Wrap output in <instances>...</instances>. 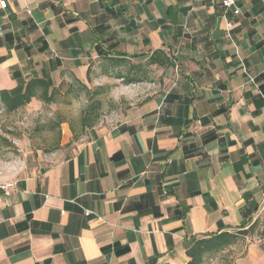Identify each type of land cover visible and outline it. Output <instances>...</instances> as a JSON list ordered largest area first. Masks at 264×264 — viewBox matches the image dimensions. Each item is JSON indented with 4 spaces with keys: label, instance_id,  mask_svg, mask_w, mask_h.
Masks as SVG:
<instances>
[{
    "label": "crops",
    "instance_id": "crops-1",
    "mask_svg": "<svg viewBox=\"0 0 264 264\" xmlns=\"http://www.w3.org/2000/svg\"><path fill=\"white\" fill-rule=\"evenodd\" d=\"M4 1L0 91L112 89L117 74L152 87L91 128L59 116L17 140L14 118L52 105L0 104V182L14 185L0 193V264H187L194 237L264 228V0H234L237 15L223 0ZM157 50L168 68L148 65ZM243 242L204 264H264V236Z\"/></svg>",
    "mask_w": 264,
    "mask_h": 264
},
{
    "label": "trees",
    "instance_id": "trees-1",
    "mask_svg": "<svg viewBox=\"0 0 264 264\" xmlns=\"http://www.w3.org/2000/svg\"><path fill=\"white\" fill-rule=\"evenodd\" d=\"M114 63L119 65L121 59H111ZM148 65H156L160 68H168L171 65V58L162 50L154 51L148 60ZM133 68V67H132ZM120 77L116 75V79H123L124 85L138 84L146 81V77ZM67 89L64 94H74L76 99L85 98L87 104L85 109L79 115L80 128H91L100 118V103L93 101L94 98L103 92L106 93L108 89L101 86L93 90H89L84 84L74 78H70ZM66 83L63 81L58 87H52L50 81L45 78L30 79L23 88L15 89L13 91H0V104L6 113H12L19 109L26 107L33 99L39 100L44 106H51L55 104V96L59 95ZM61 121H50L41 126V129L50 128L54 129ZM46 126V127H45ZM40 126L36 125L34 130L38 132ZM72 130V127H71ZM74 138V137H73ZM251 219L245 221L241 226L232 232L218 231L214 234H204L194 237L192 244L187 247L186 255L189 258L187 264H204L205 261L213 259L217 254L223 250L237 244L238 242L245 241L247 238L263 237L264 228L257 232L258 221L253 222L247 226Z\"/></svg>",
    "mask_w": 264,
    "mask_h": 264
},
{
    "label": "rangeland",
    "instance_id": "rangeland-1",
    "mask_svg": "<svg viewBox=\"0 0 264 264\" xmlns=\"http://www.w3.org/2000/svg\"><path fill=\"white\" fill-rule=\"evenodd\" d=\"M68 83V82H67ZM68 85V84H66ZM66 85L64 86V89L66 88ZM104 85V84H103ZM124 85V84H123ZM119 84L116 85L112 84V89L108 88L107 93H102L94 98L93 101H99L100 103V113L104 116H116V114H119L121 110H124V108H127L129 103H136L140 102L145 99V96L148 93V89H150L151 83L148 81H145L141 84H134V85H128L124 86ZM162 85V84H161ZM150 87V88H149ZM124 93V94H123ZM55 104L52 105L50 110H46V108L39 110H34L33 112H30L23 117V115L16 116L14 118V125L10 128L13 130L9 131L10 134L17 138H19L22 131L33 133V130L35 128L34 123L38 120L43 119H54L58 120L59 116L64 118H69L73 122H78L79 114L82 112V110L85 109L86 102L85 98L76 99L74 94H59L55 96ZM1 111V110H0ZM50 112V116H47V113ZM40 113V114H38ZM58 117V118H57ZM4 113L0 112V131L3 132V126L4 125ZM20 122H23L22 125ZM33 144H35L38 148L43 149L50 148L49 145H51L50 142L45 141H36ZM17 148V147H16ZM44 148V149H45ZM19 153L15 152V156H18ZM260 220H258V229L257 232H260V227L262 225L259 224ZM246 240L243 242L245 243Z\"/></svg>",
    "mask_w": 264,
    "mask_h": 264
},
{
    "label": "built area",
    "instance_id": "built-area-1",
    "mask_svg": "<svg viewBox=\"0 0 264 264\" xmlns=\"http://www.w3.org/2000/svg\"><path fill=\"white\" fill-rule=\"evenodd\" d=\"M6 3L4 0H0V10L5 9ZM222 7L224 9V14L226 15L230 10H232V13L234 15L239 14L238 9L235 7L234 0H223L222 1ZM232 29V25L230 23L226 24V30L229 32ZM3 35V30L0 25V37ZM250 81H253L252 78H250ZM11 144L13 147H18V142L16 140H11ZM14 185L10 183H3L0 182V193H8V191L13 188ZM85 216H89L91 213L89 211L84 212Z\"/></svg>",
    "mask_w": 264,
    "mask_h": 264
}]
</instances>
